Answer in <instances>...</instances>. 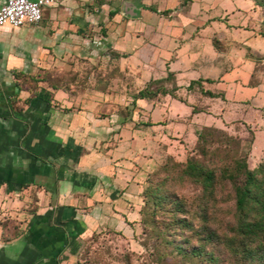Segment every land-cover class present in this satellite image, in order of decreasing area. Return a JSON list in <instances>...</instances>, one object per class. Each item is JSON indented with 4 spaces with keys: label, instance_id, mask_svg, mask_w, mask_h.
Segmentation results:
<instances>
[{
    "label": "crops",
    "instance_id": "0c3cea01",
    "mask_svg": "<svg viewBox=\"0 0 264 264\" xmlns=\"http://www.w3.org/2000/svg\"><path fill=\"white\" fill-rule=\"evenodd\" d=\"M169 73L185 94L195 84L257 123L245 109L264 106V8L56 0L36 24L0 27V264H75L80 239L122 225L115 176L137 172L127 157L138 136L123 82Z\"/></svg>",
    "mask_w": 264,
    "mask_h": 264
},
{
    "label": "rangeland",
    "instance_id": "374dc122",
    "mask_svg": "<svg viewBox=\"0 0 264 264\" xmlns=\"http://www.w3.org/2000/svg\"><path fill=\"white\" fill-rule=\"evenodd\" d=\"M146 77L140 74L139 80L123 82L127 94L122 98V113L138 136L136 154L127 157V167L137 172H116L115 176L120 184L116 194L120 191L122 225H102L80 239L74 248V263L229 264L232 256L222 240L215 239L205 246L216 258L215 263L182 258L175 246H185L186 237L189 245L199 243L195 231L203 221L219 234H232L233 184L242 182V176L233 181L221 173L234 172L244 161L258 177L264 178V149L253 150L258 126H264V106L248 101L245 110L257 111V123H247L237 115L228 116L225 100L200 95L195 84L185 94L173 76L149 80ZM142 89H146V97L135 99ZM186 161L198 162L215 172L211 197L198 181L182 173ZM156 187L160 188L159 194L176 195L186 204L187 211L176 216L190 220L192 229L171 224L175 221L171 213H151L152 199L146 193ZM157 231L164 233L163 239Z\"/></svg>",
    "mask_w": 264,
    "mask_h": 264
},
{
    "label": "trees",
    "instance_id": "16d2710c",
    "mask_svg": "<svg viewBox=\"0 0 264 264\" xmlns=\"http://www.w3.org/2000/svg\"><path fill=\"white\" fill-rule=\"evenodd\" d=\"M254 1L264 8V0ZM169 75L171 76L170 73ZM194 83L197 81H191L188 87L191 88ZM202 93L213 96L210 91H202ZM134 97L135 99L146 97V89L139 90ZM182 173L198 181L210 197L214 194L215 172L213 170L204 168L198 162L186 161ZM221 174H223L222 177L225 176L230 180L242 176V182H233L235 222L231 227L232 234L230 236H225V233L219 234L203 221L201 228L195 231L199 243L189 245L186 237L185 246L182 247L181 244L175 246L176 253L189 260L199 259L215 263L216 258L212 252L205 250V246L217 239L222 240L221 242L232 256V259L228 261L229 264H264V178L258 177L257 172L249 169L244 161L238 164L234 172H222ZM159 189L158 187L151 188L146 193L149 199H152L151 213L155 214L159 210L171 213L172 220H175L171 224L175 223L180 227L192 229L190 220L176 216L179 212L187 211L186 204L176 195L159 194ZM156 234L163 239L162 231H157ZM169 243L172 244V241Z\"/></svg>",
    "mask_w": 264,
    "mask_h": 264
},
{
    "label": "built area",
    "instance_id": "2783aa9c",
    "mask_svg": "<svg viewBox=\"0 0 264 264\" xmlns=\"http://www.w3.org/2000/svg\"><path fill=\"white\" fill-rule=\"evenodd\" d=\"M56 0H3L0 4V27H20L38 23L42 9Z\"/></svg>",
    "mask_w": 264,
    "mask_h": 264
}]
</instances>
